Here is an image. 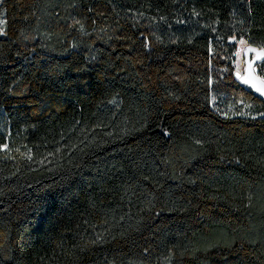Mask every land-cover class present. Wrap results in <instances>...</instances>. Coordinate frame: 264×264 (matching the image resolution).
<instances>
[{"label":"trees","instance_id":"trees-1","mask_svg":"<svg viewBox=\"0 0 264 264\" xmlns=\"http://www.w3.org/2000/svg\"><path fill=\"white\" fill-rule=\"evenodd\" d=\"M0 18V264H264V101L233 63L264 0Z\"/></svg>","mask_w":264,"mask_h":264},{"label":"water","instance_id":"water-1","mask_svg":"<svg viewBox=\"0 0 264 264\" xmlns=\"http://www.w3.org/2000/svg\"><path fill=\"white\" fill-rule=\"evenodd\" d=\"M245 72L240 83L255 96L264 101V78L258 74V67L264 64V49L250 46L244 53Z\"/></svg>","mask_w":264,"mask_h":264},{"label":"rangeland","instance_id":"rangeland-1","mask_svg":"<svg viewBox=\"0 0 264 264\" xmlns=\"http://www.w3.org/2000/svg\"><path fill=\"white\" fill-rule=\"evenodd\" d=\"M1 20V18H0ZM251 45H249V42H247L246 40L241 41L236 54H235V61L233 62L235 67H236V71L237 74L239 76V78L244 76V72H245V60H244V53L246 51L247 48H249ZM258 74H259V69H257Z\"/></svg>","mask_w":264,"mask_h":264},{"label":"snow or ice","instance_id":"snow-or-ice-1","mask_svg":"<svg viewBox=\"0 0 264 264\" xmlns=\"http://www.w3.org/2000/svg\"><path fill=\"white\" fill-rule=\"evenodd\" d=\"M99 239V238H98ZM96 241H93V243H95Z\"/></svg>","mask_w":264,"mask_h":264}]
</instances>
